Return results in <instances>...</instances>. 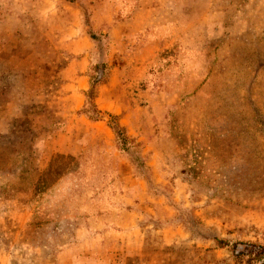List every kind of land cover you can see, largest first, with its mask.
Instances as JSON below:
<instances>
[{"label":"rangeland","instance_id":"374dc122","mask_svg":"<svg viewBox=\"0 0 264 264\" xmlns=\"http://www.w3.org/2000/svg\"><path fill=\"white\" fill-rule=\"evenodd\" d=\"M249 243L264 0H0V264H249Z\"/></svg>","mask_w":264,"mask_h":264},{"label":"trees","instance_id":"16d2710c","mask_svg":"<svg viewBox=\"0 0 264 264\" xmlns=\"http://www.w3.org/2000/svg\"><path fill=\"white\" fill-rule=\"evenodd\" d=\"M96 73L99 72L98 69L99 67L95 66ZM90 88H89V93L87 91V97L91 98L90 95L94 93V97L97 96V85L103 80V76H100L99 74L95 75L90 73ZM100 113V111L98 112ZM93 120L98 119V118H93ZM237 256H249V264H254L257 261H261L264 259V246L263 245H258L255 243H249V247H246L244 250H235Z\"/></svg>","mask_w":264,"mask_h":264},{"label":"crops","instance_id":"0c3cea01","mask_svg":"<svg viewBox=\"0 0 264 264\" xmlns=\"http://www.w3.org/2000/svg\"><path fill=\"white\" fill-rule=\"evenodd\" d=\"M72 95V94H71ZM124 162V159H120V158H117V166H116V170H117V172H118V175H121V178H119V183H120V187H119V189H118V191L116 192V194H117V196L119 197V200L121 201V198H122V196L127 192V186L126 185H124V184H122V173H123V169L124 168H122L123 166H122V163ZM118 203H120V202H118ZM115 211H113V212H109V214H108V216H110V218H112L113 220H114V217H116L117 215H115L117 212H115ZM119 212V211H118ZM112 219H108V221H110V220H112ZM109 228L111 229L110 231H115L116 229L118 230L119 229V234L118 235H120L121 234V232H120V230H121V228H120V223H116L115 222V224L113 225V226H111L110 224H109ZM113 231H112V233H113ZM111 233V234H112Z\"/></svg>","mask_w":264,"mask_h":264}]
</instances>
